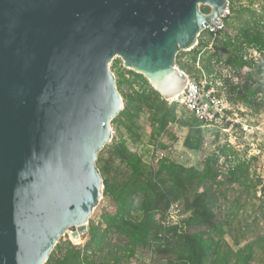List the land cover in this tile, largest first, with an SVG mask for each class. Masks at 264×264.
<instances>
[{
  "label": "water",
  "instance_id": "1",
  "mask_svg": "<svg viewBox=\"0 0 264 264\" xmlns=\"http://www.w3.org/2000/svg\"><path fill=\"white\" fill-rule=\"evenodd\" d=\"M228 0H0V264H46L104 194L97 166L124 109L110 65L165 101L177 66ZM202 11H208L207 14Z\"/></svg>",
  "mask_w": 264,
  "mask_h": 264
},
{
  "label": "trees",
  "instance_id": "2",
  "mask_svg": "<svg viewBox=\"0 0 264 264\" xmlns=\"http://www.w3.org/2000/svg\"><path fill=\"white\" fill-rule=\"evenodd\" d=\"M228 1L230 5L235 2L240 4L247 2L248 6L242 4L241 9L251 12L244 27L239 29V41L235 43L228 37L226 42L228 50L226 63L242 76L254 70V67L242 58V44L255 45L264 53V17H257L248 8L256 0ZM238 18L241 19V16ZM230 19L231 17L227 22ZM202 44L199 40V47L189 52L193 51L195 54L194 63L198 61L200 48L204 47ZM176 63L183 71L187 68L181 61L180 54ZM257 71L263 77L257 84L246 80L241 86H233L226 81L230 91L249 105H256V95L264 93V62L257 67ZM130 73L140 80L148 91L136 95L137 98L132 95L127 97L125 109L112 124L116 120L120 122L121 118H127L131 107L138 111L147 108L154 116L152 120L160 131H165L170 123L177 121L175 105L168 106L143 75ZM116 84L122 96V84L119 80ZM134 126L133 120L130 119L127 129L132 132ZM204 142L201 123L195 118L191 126L189 125L184 146L192 152H200ZM222 153L225 155L226 150ZM113 155L126 167L127 174L121 180L113 177L112 165L104 164L103 158L98 157V168L101 175L106 176L103 179V196L109 199L108 206L103 209L100 216V223L89 224L88 240L83 246L69 242L68 246L62 249L57 244L46 264H124L141 251L154 253L166 260L167 264L251 263L255 244H248L236 251L227 244L224 247L227 224L216 209L218 200L214 189L221 177L217 170L220 155L208 158L203 170L175 164L168 158L148 167L124 141L114 146ZM248 177L249 164L242 161L228 170L226 181L231 185L243 184ZM261 184L259 182L257 185ZM261 191L264 193V185ZM182 201L186 202L190 216L180 224L168 225L166 219L171 207ZM113 238L116 239L115 244H110Z\"/></svg>",
  "mask_w": 264,
  "mask_h": 264
},
{
  "label": "rangeland",
  "instance_id": "3",
  "mask_svg": "<svg viewBox=\"0 0 264 264\" xmlns=\"http://www.w3.org/2000/svg\"><path fill=\"white\" fill-rule=\"evenodd\" d=\"M242 4L248 6L247 2L229 4L226 29L218 36L213 45V40L206 33L200 36L199 40L203 42L204 46L200 50L204 53L197 63L193 62L195 57L193 51L192 53H189L190 51L179 53L181 61L187 67L185 71L179 68L181 71L197 80L202 72L209 74L210 71H218V77L221 78L228 74L227 38L229 37L237 43L240 38L239 29L244 27L245 22L251 16V12L242 11ZM248 8L257 17H264V0H256ZM240 10L241 14H239ZM238 16H241V19ZM229 17L231 19L227 22ZM219 61L223 64H220ZM110 68L116 81L119 80L122 84L121 94L124 109L127 97L132 95L137 98L136 95L148 91V88L130 73L134 71L124 67L121 58H115ZM239 76L241 79L243 78L242 81L251 80L256 84L263 80L257 68ZM216 91L217 97L223 99L226 118L229 120L228 124L233 122L235 125L232 128L227 125L230 128L227 132H223L221 128L205 131L204 147L200 152H192L184 146V141L189 133V125L191 126L195 117L181 104L179 97L178 100L166 101L168 106L175 105L177 121L170 123L163 132L154 123L152 120L154 116L147 108L138 111L131 107L130 115L127 118H121L120 122L116 120L114 124H111L112 141L104 147L99 156L103 158L104 164L112 165V176L120 180L126 176L127 169L114 157L113 148L121 141H124L133 153L140 156L148 167L157 164L161 159L168 158L175 164L203 170L208 158L213 155L222 156L226 161L223 163L219 161L217 165L221 177L219 184L214 189L217 192L218 200L216 209L227 224L224 247L227 244L236 251L248 244H255L253 260L250 264H264V242L262 241L264 240V193L261 191V187L264 185V93L260 102L256 101V105H249L232 93L228 87L225 90L216 88ZM127 119H132L135 124L132 127V132L127 129L129 125ZM223 150H226L225 155L222 153ZM242 161L249 164V177L243 184L231 185L226 181L227 171ZM102 177L106 178V176ZM259 182L262 184L257 185ZM192 197L193 195L190 200ZM108 202L109 199L103 196L90 217L89 224L100 223V216L103 209L108 206ZM186 208L187 204L184 201L174 204L169 211L166 223L168 225L180 224L190 216ZM87 240V233L78 240H74L71 233H67L58 244L62 249H65L69 242L76 246H83ZM115 241L116 239L113 238L110 244H115ZM124 264L167 263L166 260L152 252L141 251Z\"/></svg>",
  "mask_w": 264,
  "mask_h": 264
},
{
  "label": "built area",
  "instance_id": "4",
  "mask_svg": "<svg viewBox=\"0 0 264 264\" xmlns=\"http://www.w3.org/2000/svg\"><path fill=\"white\" fill-rule=\"evenodd\" d=\"M227 14L228 8L218 18L215 25L205 27L200 36L206 33L209 38L213 40V45L218 36L226 29ZM200 36L198 38V44L195 48L199 47ZM203 53V51H200L198 59L202 57ZM242 58L244 61L250 63L254 68H257L264 62V53L255 45L243 43ZM219 63L223 64L220 61ZM227 73V75H224V78H221L218 77V71H212L209 74L202 72L199 76V80L188 76L187 85L180 96L181 104H183L187 111H189L201 123L203 135L205 134V131H210L213 128H221L223 132H227L235 125L231 122L229 126L230 128L227 126L229 120L226 118L227 114L225 112V107L223 106V99L217 97L216 88L225 90L227 88V80L233 86H241L243 79H241L237 72L229 65ZM262 98L263 93H259L256 95L255 100L260 102ZM220 161L223 163L226 160L221 156Z\"/></svg>",
  "mask_w": 264,
  "mask_h": 264
},
{
  "label": "bare ground",
  "instance_id": "5",
  "mask_svg": "<svg viewBox=\"0 0 264 264\" xmlns=\"http://www.w3.org/2000/svg\"><path fill=\"white\" fill-rule=\"evenodd\" d=\"M119 58H120V57H119ZM121 59H122V58H121ZM123 62H124V61H123ZM180 96H181V95H180ZM180 96H179V97H180ZM179 97H177V98H175V99H178ZM175 99H174V100H175ZM172 101H173V100H172ZM68 233H71V232H68ZM71 236H72V233H71ZM72 238H73V237H72ZM73 239H74V238H73ZM74 240H78V239H74Z\"/></svg>",
  "mask_w": 264,
  "mask_h": 264
}]
</instances>
